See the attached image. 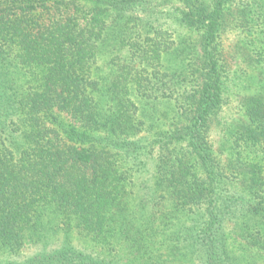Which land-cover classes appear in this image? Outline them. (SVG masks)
Instances as JSON below:
<instances>
[{
    "label": "trees",
    "instance_id": "16d2710c",
    "mask_svg": "<svg viewBox=\"0 0 264 264\" xmlns=\"http://www.w3.org/2000/svg\"><path fill=\"white\" fill-rule=\"evenodd\" d=\"M0 264H264V0H0Z\"/></svg>",
    "mask_w": 264,
    "mask_h": 264
},
{
    "label": "rangeland",
    "instance_id": "374dc122",
    "mask_svg": "<svg viewBox=\"0 0 264 264\" xmlns=\"http://www.w3.org/2000/svg\"><path fill=\"white\" fill-rule=\"evenodd\" d=\"M234 40H235V39H234V37H233L232 35H227V36L225 37V39H224V46H226V47L231 46V45L233 44V41H234ZM235 105H236V102L233 101V102H232V105L229 106V107H227V108L223 111L222 116L225 117V118H230V117L232 116L233 110H235L234 107H233V106H235Z\"/></svg>",
    "mask_w": 264,
    "mask_h": 264
}]
</instances>
